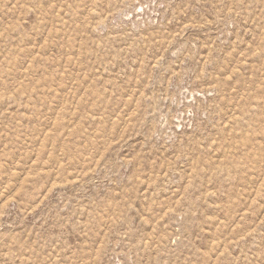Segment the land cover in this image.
<instances>
[{"label":"rangeland","instance_id":"rangeland-1","mask_svg":"<svg viewBox=\"0 0 264 264\" xmlns=\"http://www.w3.org/2000/svg\"><path fill=\"white\" fill-rule=\"evenodd\" d=\"M0 264H264V0H0Z\"/></svg>","mask_w":264,"mask_h":264}]
</instances>
